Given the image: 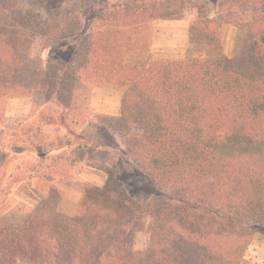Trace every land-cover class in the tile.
<instances>
[{"label":"trees","instance_id":"1","mask_svg":"<svg viewBox=\"0 0 264 264\" xmlns=\"http://www.w3.org/2000/svg\"><path fill=\"white\" fill-rule=\"evenodd\" d=\"M7 1L0 0V97L32 91L51 103L48 118L64 123L77 87L119 88V111L105 121L167 199L141 204L109 170L101 185L81 184L72 215L44 198L0 214V264H240L264 230V0H231L230 20H198L217 49L234 22L242 31L236 56H143L152 23L181 17L187 1L123 0L71 44L65 29L42 34L63 45L57 64L33 57L29 32L6 28L9 18L34 20Z\"/></svg>","mask_w":264,"mask_h":264},{"label":"rangeland","instance_id":"2","mask_svg":"<svg viewBox=\"0 0 264 264\" xmlns=\"http://www.w3.org/2000/svg\"><path fill=\"white\" fill-rule=\"evenodd\" d=\"M120 1L8 0L7 4L21 8V18L34 20L20 25L15 17L9 18L6 28L29 32L32 39L24 44L33 57L51 56L57 64L63 60L57 52L64 47L57 41L41 40L45 37L42 34L65 29L72 34L67 42L71 44L90 28L95 16ZM185 2L188 7L181 17L152 23L151 45L142 55L161 59L202 54L236 56L242 31L234 22L224 25L219 49L205 39L198 26V20L206 17L223 15L230 20L234 12L231 0ZM121 95L119 88L103 84L79 86L72 96L74 111L64 123L49 119L48 114L55 115L51 103L44 104L32 91L0 97V214L20 205L29 209L44 198V202L56 204L60 212L72 215L81 200V184L101 185L109 170L137 202L146 205L167 199L124 155L120 138L105 121L106 116L118 113ZM141 237L138 232L136 248L141 246ZM240 264H264V230L254 233Z\"/></svg>","mask_w":264,"mask_h":264}]
</instances>
